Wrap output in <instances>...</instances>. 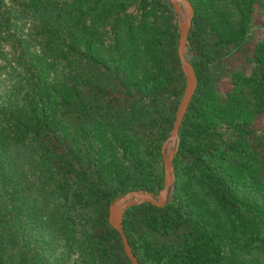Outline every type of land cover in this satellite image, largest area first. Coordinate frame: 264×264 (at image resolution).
Listing matches in <instances>:
<instances>
[{"label": "trees", "instance_id": "16d2710c", "mask_svg": "<svg viewBox=\"0 0 264 264\" xmlns=\"http://www.w3.org/2000/svg\"><path fill=\"white\" fill-rule=\"evenodd\" d=\"M189 1L197 86L173 195L129 207L123 230L142 264H264V138L251 127L264 39L227 92L209 71L264 0ZM176 27L169 0H0V264H131L107 207L163 185L185 86Z\"/></svg>", "mask_w": 264, "mask_h": 264}, {"label": "water", "instance_id": "95a60500", "mask_svg": "<svg viewBox=\"0 0 264 264\" xmlns=\"http://www.w3.org/2000/svg\"><path fill=\"white\" fill-rule=\"evenodd\" d=\"M177 18L179 33L177 55L185 78V86L175 112V119L170 133L163 140L161 147L163 161V185L158 193L146 189H132L120 193L108 205V223L114 228L122 242L123 250L131 264H142L133 254L128 239L123 230V216L126 210L134 205L148 202L154 206L162 207L170 202L175 186L173 171V157L179 146V129L184 114L196 90L197 77L187 54L188 35L192 25L193 7L189 0H169Z\"/></svg>", "mask_w": 264, "mask_h": 264}, {"label": "rangeland", "instance_id": "374dc122", "mask_svg": "<svg viewBox=\"0 0 264 264\" xmlns=\"http://www.w3.org/2000/svg\"><path fill=\"white\" fill-rule=\"evenodd\" d=\"M253 23L254 25H252L251 33L244 43L238 48H233V44L229 45L226 50H230V52L225 54L222 59L218 60L215 65H213V69L209 68L212 83L214 87H216V90L221 93H225L230 89L229 86L232 83L233 72L241 71L250 74L254 71V64L250 59L253 57L254 47L257 41L264 39V26H261V24L264 23V13L254 15ZM187 54L191 59L192 53L189 51L188 44ZM251 127L260 132L264 138V113H254Z\"/></svg>", "mask_w": 264, "mask_h": 264}]
</instances>
